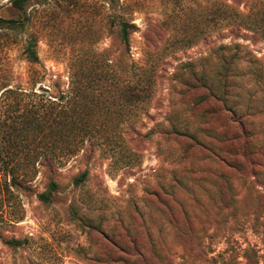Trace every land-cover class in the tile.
<instances>
[{"label": "rangeland", "instance_id": "374dc122", "mask_svg": "<svg viewBox=\"0 0 264 264\" xmlns=\"http://www.w3.org/2000/svg\"><path fill=\"white\" fill-rule=\"evenodd\" d=\"M23 16L0 0V18ZM25 16L24 30L0 29V264H129L137 253L244 264L248 248L264 264L263 218L247 207L264 199V0H37ZM118 16L138 28L126 54L110 28ZM31 40L35 64L22 53ZM215 73L227 77L216 99ZM229 110L246 132L233 145ZM25 120L28 137L13 144ZM188 128L238 154L225 160L235 168L174 135ZM14 151L60 158L51 203L36 197L40 173L10 186Z\"/></svg>", "mask_w": 264, "mask_h": 264}, {"label": "trees", "instance_id": "16d2710c", "mask_svg": "<svg viewBox=\"0 0 264 264\" xmlns=\"http://www.w3.org/2000/svg\"><path fill=\"white\" fill-rule=\"evenodd\" d=\"M32 1H37V0H11V5L12 7L17 10L20 14L24 15L22 17V19H3L0 18V29L4 28V29H10V30H16V31H22L26 28V22L27 18L25 16V9L26 7L29 5V3H31ZM103 2L109 3L114 5L115 4V0H101ZM110 28L113 31V34L115 36V40L117 41L118 47L121 48V52L122 54H126L129 52V43H130V37L132 36V34L134 32H136L138 30L137 26L134 23H131L129 21H126L124 19H122L121 17H115V19L110 23ZM236 31V30H234ZM256 32L260 33L262 36V40H264V29H260V30H256ZM238 45L236 44L235 47H237ZM36 44L33 40L29 41L28 43H26V45L23 48V55L25 60L28 63H38L39 62V58L36 52ZM221 62H225L227 59H225L224 57L220 56L219 57ZM231 60L234 59V57L230 58ZM189 69V68H188ZM190 75L192 76L194 83H196L195 88L197 87H203L205 88L206 83H205V78L202 72H199L198 74H195V72H192L190 70ZM214 77V81L216 84H218V87H216V91L219 94H215L213 92L214 95H212V97L214 99H216L217 97H223L226 95V93L224 92V90L221 89L220 84H224L225 86V82L227 81V77L225 76H220L219 74L215 73ZM198 85V86H197ZM183 86L185 87H189L188 84H183ZM230 111V110H229ZM231 114H233V116L230 117V119L227 121V126L224 125L223 127V135H226L224 142L233 145L234 143L238 142L241 143L242 138H246V132H245V124L244 121L240 118L235 116L236 113L233 112L232 110L230 111ZM39 116V114L37 115ZM226 126V127H225ZM31 128V123H29L28 121H24L22 122V127L20 128L19 126H15L14 128V137L13 139H15L14 141H12V143H17L18 137L21 136L23 133V131L25 129ZM226 130L230 131V132H226ZM29 129L26 131L28 132ZM226 132V133H225ZM174 135H176L179 138L182 139H186L188 140L190 143V148L194 147V146H199L203 149H205L206 151H209L211 157H213V161H219L222 162L223 164H225L227 167L230 168H235V166L233 165H228L227 162L225 161L227 158V156H224V151L222 150V148H217L216 145H210L209 141L212 138H209L210 140L207 142H205L203 140V138L205 136L199 137L198 138V133L192 129V128H188L184 131H182L181 133H174ZM22 137V136H21ZM25 137H28L27 134H25ZM207 138V137H206ZM12 139L8 140V143H10ZM11 143V144H12ZM90 146L92 147L93 145L90 144ZM12 156L8 158V160L6 161V166H5V178L10 177V182H12L10 184V186L14 185L17 187V189H23V180L22 177H27L29 176L28 179H31L33 176H35L37 173H40L43 177V179L47 182L46 185V190L42 193H39L36 197L38 199V201H40L43 204H49L52 201V195L54 196V194L57 192V182L55 180V176H56V169H57V161H59V157L56 156L55 154H53V156L50 153L47 152H43V153H34L33 156L29 157V154H24L22 156H18L19 152L14 151L12 152ZM229 157L230 159H228V163L233 160H235L234 158L238 155L236 153H233L232 150L230 149L228 151ZM17 157H19L17 159ZM245 157V155H244ZM236 161V160H235ZM232 164V163H231ZM20 169H22V172H19ZM31 172H30V171ZM87 177V171H83L81 174L77 175L76 178H74V184L78 185L82 182L85 181ZM21 178V179H20ZM20 179V180H19ZM9 186V185H8ZM26 189V188H24ZM259 199H257L255 202L251 201L249 202V205L247 207H252L256 212H259V216L263 218V231H264V199L258 197ZM157 200L159 201V197H157ZM161 201V200H160ZM159 201V202H160ZM168 201L171 202H176L172 199L170 200H166L165 202L162 203V205L170 210L171 205ZM231 203L233 202L232 200H230ZM178 203V202H176ZM189 230H185V229H180V234L181 237H186L188 234ZM134 240V239H133ZM10 243L13 247H15L16 241H11L8 242ZM133 248L134 247V242L131 243ZM18 244H16L17 246ZM122 253L127 254L128 252L121 250V248L119 249ZM137 251V250H136ZM137 256L139 257L138 261L136 262H132L129 264H145L146 258L145 256L141 253L138 254ZM244 259L245 262L244 264H258V256L256 251H254L253 249H246L244 250ZM128 261V260H127ZM125 264V263H122ZM127 264V263H126Z\"/></svg>", "mask_w": 264, "mask_h": 264}]
</instances>
